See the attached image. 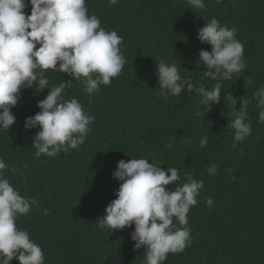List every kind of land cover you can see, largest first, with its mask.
<instances>
[{
  "label": "trees",
  "instance_id": "1",
  "mask_svg": "<svg viewBox=\"0 0 264 264\" xmlns=\"http://www.w3.org/2000/svg\"><path fill=\"white\" fill-rule=\"evenodd\" d=\"M204 2V9L192 11L187 0H118L115 5L85 0L89 14L122 37L126 64L109 86L101 85L92 96L81 81L65 90L66 99L77 98L96 118L78 149L35 157L31 144L39 129L25 131L23 122L39 111L37 101L48 90H21L19 102L10 109L16 122L9 131L0 129V158L19 170L5 171L10 182L22 195L39 201L17 225L42 248L45 264H142L145 252L134 249L130 238L134 225L111 232L97 227L119 187L111 173L119 160L133 157L176 167L181 180L166 189L180 186L188 175L204 182L188 213L192 243L182 253L168 254L163 264H264V122L253 98L264 87V0ZM24 11L30 14V5ZM212 17L236 29L247 67L221 82V100L212 108L198 107L200 97L194 92L169 94L167 99L157 95L155 64L161 60L177 64L181 76L193 82L207 87L216 83L196 63L200 50H211L197 39V32ZM47 74L49 87L72 79L51 69ZM231 94L237 110L240 101H248L252 124V135L235 147L227 127L233 119ZM205 135L209 142L201 147ZM189 137L190 145L184 143ZM210 164L217 165L214 175L207 171ZM208 198L212 207L206 204Z\"/></svg>",
  "mask_w": 264,
  "mask_h": 264
},
{
  "label": "clouds",
  "instance_id": "2",
  "mask_svg": "<svg viewBox=\"0 0 264 264\" xmlns=\"http://www.w3.org/2000/svg\"><path fill=\"white\" fill-rule=\"evenodd\" d=\"M108 3L115 5L118 0ZM187 3L192 11L206 7L204 0H187ZM29 5L31 11L26 14L24 9ZM197 39L211 50H200L196 63L203 64L205 75L216 83L207 87L197 80L193 82L191 77L181 76L177 64L161 60L155 64L154 74L160 88L157 95L167 99L169 94L180 97L182 91L194 92L200 97L198 107L212 108L221 100V82L231 80L233 74L247 67L244 45L236 38V29L221 24L216 17L207 19L198 29ZM121 45L122 37L115 30L102 27L99 17L89 14L85 0H0V129L9 131L16 122L10 109L19 102L22 89L34 86L35 93L47 89L46 97L37 101L39 111L23 122L25 131L39 129L32 137L35 157L52 158L78 149L96 118L77 98L66 99L65 90L73 81H81L84 91L92 96L101 85L109 86L126 64ZM49 69L72 79L49 87ZM228 98L233 119L227 127L232 130L235 147L252 135V124L248 119V101H240L237 110L236 98L232 94ZM253 98L259 121L264 122V87L256 90ZM191 142V137L184 140L185 144ZM208 142L209 136L205 135L199 145L203 147ZM243 154L241 150L240 155ZM6 170L19 172L0 158V264H10L13 259L19 264H45L42 248L26 229L17 225L18 218L38 208L39 201L22 195L5 176ZM216 170V164H210L207 169L209 175H214ZM111 176L119 182V187L116 198L107 204L97 221L100 230L111 232L134 225L130 238L134 249L145 252L142 264H163L168 254L182 253L192 243L188 213L204 189L203 180L188 175L180 186L166 189L181 180L179 170L162 168L143 157H133L127 162L119 160ZM206 204L212 207L213 200L208 198ZM48 211L43 209V214L47 215Z\"/></svg>",
  "mask_w": 264,
  "mask_h": 264
}]
</instances>
